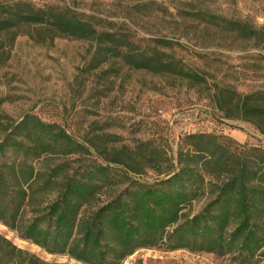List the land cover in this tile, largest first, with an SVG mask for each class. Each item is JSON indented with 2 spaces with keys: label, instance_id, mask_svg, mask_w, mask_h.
I'll use <instances>...</instances> for the list:
<instances>
[{
  "label": "trees",
  "instance_id": "1",
  "mask_svg": "<svg viewBox=\"0 0 264 264\" xmlns=\"http://www.w3.org/2000/svg\"><path fill=\"white\" fill-rule=\"evenodd\" d=\"M0 10L6 14L0 30L15 23L48 26L61 36L92 38L100 53L121 58L134 69L154 67L156 73L195 83L205 80L176 60L147 55L115 33L97 32L73 13L35 8L21 0L1 3ZM192 16L243 39L260 36L244 22L202 12ZM215 102L219 111H225L224 105L232 108L237 119L251 120L264 135V91L239 95L217 88ZM85 154L61 126L24 116L0 142V223L48 254L81 264H120L140 249L160 247L227 256L237 264H264V148L189 133L179 139L173 164L151 142H141L135 157L163 175L153 183L129 176L128 169L116 167L127 165L116 160L79 161L72 168L70 163L78 161L70 159L44 172L33 164ZM206 193L209 199L201 210L185 212ZM44 195H50L46 202ZM0 264L49 263L0 235Z\"/></svg>",
  "mask_w": 264,
  "mask_h": 264
},
{
  "label": "rangeland",
  "instance_id": "2",
  "mask_svg": "<svg viewBox=\"0 0 264 264\" xmlns=\"http://www.w3.org/2000/svg\"><path fill=\"white\" fill-rule=\"evenodd\" d=\"M13 1L19 0H0V4ZM21 1L73 13L97 32L115 33L139 51L176 60L205 79L195 83L156 73L154 67L134 69L121 58L100 53L94 39L61 36L48 26L15 23L0 30V142L24 116L34 115L61 126L88 151L80 158L33 162L37 170L73 162L70 159L78 161L70 163L72 168L79 161L116 160L127 165L116 167L128 169L129 176L153 183L163 175L135 157L134 148L141 142H151L173 164L179 139L189 133H211L226 137L232 145L264 148V135L251 120L237 119L225 105L221 112L215 102L217 88L239 95L264 91V0ZM199 12L244 22L260 36L240 38L192 16ZM5 16L0 10V23ZM49 199L44 195L42 200ZM208 199L206 193L185 212L195 214ZM0 235L45 263L81 264L48 254L1 223ZM120 264L237 263L227 256L160 247L140 249Z\"/></svg>",
  "mask_w": 264,
  "mask_h": 264
}]
</instances>
